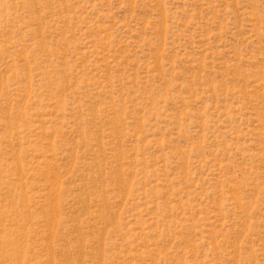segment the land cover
<instances>
[{"label":"rangeland","instance_id":"rangeland-1","mask_svg":"<svg viewBox=\"0 0 264 264\" xmlns=\"http://www.w3.org/2000/svg\"><path fill=\"white\" fill-rule=\"evenodd\" d=\"M0 264H264V0H0Z\"/></svg>","mask_w":264,"mask_h":264}]
</instances>
